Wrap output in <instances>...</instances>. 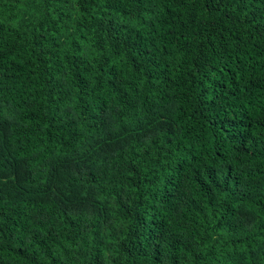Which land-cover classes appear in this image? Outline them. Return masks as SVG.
Here are the masks:
<instances>
[{"label":"trees","instance_id":"1","mask_svg":"<svg viewBox=\"0 0 264 264\" xmlns=\"http://www.w3.org/2000/svg\"><path fill=\"white\" fill-rule=\"evenodd\" d=\"M0 264H264V0H0Z\"/></svg>","mask_w":264,"mask_h":264}]
</instances>
